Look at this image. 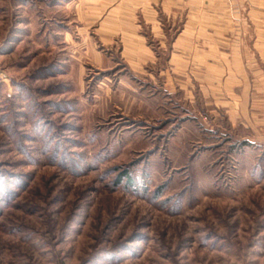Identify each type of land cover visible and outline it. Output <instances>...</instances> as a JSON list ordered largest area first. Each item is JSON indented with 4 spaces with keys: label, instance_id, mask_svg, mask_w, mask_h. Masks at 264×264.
<instances>
[{
    "label": "rangeland",
    "instance_id": "obj_1",
    "mask_svg": "<svg viewBox=\"0 0 264 264\" xmlns=\"http://www.w3.org/2000/svg\"><path fill=\"white\" fill-rule=\"evenodd\" d=\"M59 1L0 0V264H264V146L120 67L62 73Z\"/></svg>",
    "mask_w": 264,
    "mask_h": 264
},
{
    "label": "crops",
    "instance_id": "obj_2",
    "mask_svg": "<svg viewBox=\"0 0 264 264\" xmlns=\"http://www.w3.org/2000/svg\"><path fill=\"white\" fill-rule=\"evenodd\" d=\"M59 3L46 42L62 73L122 69L195 105L197 116L224 115L247 145L264 146V0Z\"/></svg>",
    "mask_w": 264,
    "mask_h": 264
},
{
    "label": "trees",
    "instance_id": "obj_3",
    "mask_svg": "<svg viewBox=\"0 0 264 264\" xmlns=\"http://www.w3.org/2000/svg\"><path fill=\"white\" fill-rule=\"evenodd\" d=\"M122 181H125L127 183L131 182L127 172H125V171L120 173V175L117 178V183H121Z\"/></svg>",
    "mask_w": 264,
    "mask_h": 264
},
{
    "label": "built area",
    "instance_id": "obj_4",
    "mask_svg": "<svg viewBox=\"0 0 264 264\" xmlns=\"http://www.w3.org/2000/svg\"><path fill=\"white\" fill-rule=\"evenodd\" d=\"M224 1H230V0H224Z\"/></svg>",
    "mask_w": 264,
    "mask_h": 264
}]
</instances>
